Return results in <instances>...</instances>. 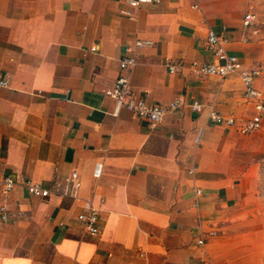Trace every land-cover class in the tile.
I'll list each match as a JSON object with an SVG mask.
<instances>
[{"label": "crops", "instance_id": "crops-1", "mask_svg": "<svg viewBox=\"0 0 264 264\" xmlns=\"http://www.w3.org/2000/svg\"><path fill=\"white\" fill-rule=\"evenodd\" d=\"M255 2L158 0L128 17V0H0V264H264V112L245 133L258 112L240 75L192 66L213 61L212 30L261 72L264 99ZM128 48L136 95L184 100L156 127L104 94ZM86 208L95 237L78 218Z\"/></svg>", "mask_w": 264, "mask_h": 264}, {"label": "built area", "instance_id": "built-area-1", "mask_svg": "<svg viewBox=\"0 0 264 264\" xmlns=\"http://www.w3.org/2000/svg\"><path fill=\"white\" fill-rule=\"evenodd\" d=\"M158 2V0H128V10H122V14L128 17L133 16L134 9H138L144 5ZM254 21L253 15H248L245 18V25H251ZM151 41H138V47H151ZM225 41L219 39L214 31H209L207 45L211 52L213 61L210 63H193L194 72L202 77L216 76L219 78H225L231 74H239L243 84L245 95L249 100L256 103V109L258 114L255 115L251 121H249L243 131L245 133H254L261 129L262 118L261 113L264 112V99L261 93L255 87V81L260 76L261 72L257 69H246L242 61L235 55L229 54L225 49ZM135 66V56L133 55V49L128 48L125 51L124 57L120 61V74L115 80L112 88L104 91L105 96L113 99L116 103V108H123L126 111L134 113L137 117L147 121L151 127L160 125L165 116L172 112L179 111L184 106V100L181 97L175 98L168 104L161 105L157 103H151L147 99L136 95L130 87V74ZM177 70L175 64H168L169 74H174ZM9 85L8 77L0 75V88H5ZM193 112H200L202 105L198 101H194L190 104ZM214 121L223 122L224 120L218 114H213ZM227 125H233L234 121L229 119L225 121ZM5 191H11L14 187V181L5 177L3 179ZM27 190L32 196L43 197L47 196L49 192L43 187L27 183ZM199 193V192H198ZM79 220L84 224L87 233L95 237L100 232V226L98 222V213L91 208H86L83 213L79 215ZM203 245L204 240L201 238L198 241Z\"/></svg>", "mask_w": 264, "mask_h": 264}, {"label": "rangeland", "instance_id": "rangeland-1", "mask_svg": "<svg viewBox=\"0 0 264 264\" xmlns=\"http://www.w3.org/2000/svg\"><path fill=\"white\" fill-rule=\"evenodd\" d=\"M258 15V19L264 22V0H256L255 7L252 9ZM263 182L261 185V192L264 194V170L262 172Z\"/></svg>", "mask_w": 264, "mask_h": 264}]
</instances>
